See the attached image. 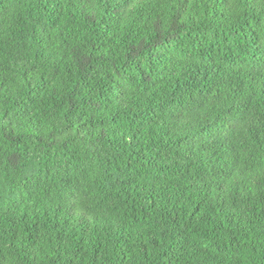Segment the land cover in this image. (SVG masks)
<instances>
[{
	"label": "trees",
	"instance_id": "1",
	"mask_svg": "<svg viewBox=\"0 0 264 264\" xmlns=\"http://www.w3.org/2000/svg\"><path fill=\"white\" fill-rule=\"evenodd\" d=\"M0 264H264V0H0Z\"/></svg>",
	"mask_w": 264,
	"mask_h": 264
}]
</instances>
